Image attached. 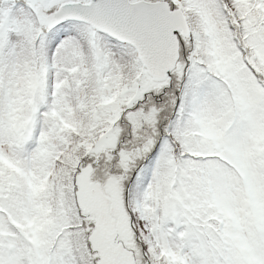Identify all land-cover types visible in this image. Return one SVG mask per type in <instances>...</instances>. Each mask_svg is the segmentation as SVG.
I'll return each instance as SVG.
<instances>
[{
	"label": "snow or ice",
	"instance_id": "1",
	"mask_svg": "<svg viewBox=\"0 0 264 264\" xmlns=\"http://www.w3.org/2000/svg\"><path fill=\"white\" fill-rule=\"evenodd\" d=\"M0 264H264V0H0Z\"/></svg>",
	"mask_w": 264,
	"mask_h": 264
}]
</instances>
